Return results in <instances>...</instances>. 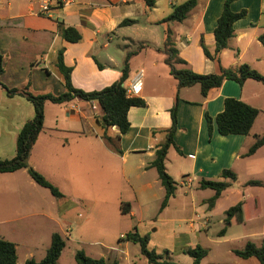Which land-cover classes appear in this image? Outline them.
Listing matches in <instances>:
<instances>
[{
    "label": "crops",
    "instance_id": "1",
    "mask_svg": "<svg viewBox=\"0 0 264 264\" xmlns=\"http://www.w3.org/2000/svg\"><path fill=\"white\" fill-rule=\"evenodd\" d=\"M187 1L189 0H156L155 6L148 9L141 0H73L67 5H54L49 13L42 14L34 0H0V56L3 57L4 69L0 74V115L7 116L6 120L0 119V160L12 159V120L15 119V116L12 117V102L23 105L25 99L20 96L9 97L3 86L34 95L59 96L65 93L66 87L57 69L60 51L64 52L65 65L72 69L73 87L87 93L101 91L116 83L122 76L127 57L131 54L129 77L125 86L128 89L140 77L143 88L141 94L135 98L142 99L146 104L129 111L130 129L126 134L120 135L113 128L114 136L120 135L117 144L120 152H116L101 136L98 123L101 118L97 112L102 115L103 112L97 103L78 99L66 104L47 102L44 128L31 151L29 165L55 186L63 197L55 198L47 189L37 185L27 170L0 173V227L13 223L10 219L12 217L6 212L12 210V205L22 204L28 209L36 206L41 210H36L37 213L31 214L30 218L41 217L51 222L54 226L49 231L51 240L53 234L58 233L66 241L68 233H72L71 228L78 221L79 200L72 195L76 182L72 169L76 160L78 162H75V167L82 168L84 160H87L85 165H94L99 158L100 166L106 173H118L117 162L120 160L121 174L125 182L128 183V176L134 173L143 175L141 182L137 181L138 189L131 186L136 203L140 204L139 192L154 193L155 190L160 195L163 193L165 197L158 173L151 165L156 159L158 145L165 140V131L171 127V110L177 98L178 130L174 141L182 154L172 147L166 160L167 172L177 183V191L167 207L160 209V212L168 213L180 191L191 194L192 190H202V181H220L225 170H231L237 176V180L231 182V187L234 183H239L244 188H264L246 186L251 181L264 184V177L255 179L257 177L252 176L264 174V163L260 168L262 173H254L256 171L253 166L254 159H263L264 146L254 155L246 156L250 148L264 135V84L247 80L241 86L235 81H225L220 89L210 91L207 97L202 95L198 85L179 90L178 82L166 64L167 55L163 51L166 46L175 48L178 51V58L174 61L176 67L191 69L199 75L220 74L223 70L236 71L241 65H248L264 76V47L260 42V37L264 35V0L232 2L231 10L234 13L246 11L247 16L236 21L235 35L219 61L207 59L204 47L212 55L215 54V30L226 0H196V7L185 20L167 21L174 8ZM126 20L136 23L122 25ZM60 25L76 29L82 39L78 43L66 41L60 35ZM228 98L242 101L259 111L250 134H219L216 118L224 111L225 100ZM94 106L96 109H93ZM206 115L213 120L212 137ZM23 126L18 127L16 141ZM173 152L177 156L171 161ZM171 166L174 173L170 172ZM242 175L248 178L241 181ZM138 178L140 177L137 176ZM187 180H191V183H185ZM42 189L48 191L52 198L49 199L47 194H43ZM226 191L213 209H209L206 202L215 195L214 191L207 199L192 200L191 206L189 202L183 201L176 206L179 208L176 211L186 209L184 213L181 212L184 216L181 218V214L176 213L178 217L174 220L179 223L191 220L192 224L187 233L200 237L207 233L210 218L216 214ZM154 196L160 198L156 194ZM126 202L131 204L130 213H122L120 206L121 215L137 219L133 202L123 199L120 201L121 205ZM240 202L245 205L244 221L228 227L224 236H220V232L217 234L224 242L240 243L241 247L232 251L234 255L235 251L243 250L250 242L258 247L264 244V207L261 196L255 190L242 193L238 201L225 210V218L227 210ZM187 208L191 214L187 213ZM203 215L207 224H196L195 220H202ZM225 218L221 220L223 224ZM254 223L262 227L254 230ZM37 225H27L30 232L27 234L28 238H35V231L42 228ZM233 227H244V230L238 236L230 238L229 229ZM135 231L138 232L133 228L122 233L121 239ZM180 234L182 232L176 233L175 237ZM0 239L12 242L2 234ZM129 244L132 243L125 242V246L120 244L127 260ZM50 246L51 243L46 244L43 257L37 262L46 257ZM16 249L18 252L17 245ZM112 255L113 252L107 259L109 263L112 262ZM32 256L28 255L25 260H35ZM62 256L63 253L57 264ZM101 258L106 261L102 256L98 259ZM18 264H25L19 262V253Z\"/></svg>",
    "mask_w": 264,
    "mask_h": 264
},
{
    "label": "trees",
    "instance_id": "2",
    "mask_svg": "<svg viewBox=\"0 0 264 264\" xmlns=\"http://www.w3.org/2000/svg\"><path fill=\"white\" fill-rule=\"evenodd\" d=\"M145 7L152 9L156 0H141ZM235 0H226L223 13L218 20V25L215 30L216 47L215 54L212 55L207 48L204 47V54L207 59L220 60L222 53L228 49L231 39L235 35L234 25L236 21L244 19L247 16L246 11L234 13L231 10V4ZM196 0H189L186 3L176 6L173 14L167 19L170 22H182L186 19L189 13L196 7ZM136 21L126 20L122 25H133ZM59 32L62 38L70 43H78L82 37L74 28H65L63 25L59 26ZM260 42L264 47V35L260 37ZM166 55V64L170 67L171 75L178 82V89L190 88L200 86L201 93L207 97L209 92L217 90L222 87L225 81H235L241 86L247 80H254L264 84V76L257 71L251 69L248 65H241L236 71L223 70L220 74L215 75H199L191 69H178L175 65V59L178 58V51L175 48L167 47L163 50ZM131 54L125 61L122 70L121 78L113 85L101 90L91 93L78 90L73 87L71 75L72 69L68 68L64 63V52L60 51L57 58V69L66 87V92L55 96L53 94L34 95L28 92L19 91L18 89H8L3 86L5 93L11 98L20 96L32 103L34 107V117L23 126L16 141V156L10 160H0V173H14L20 170H27L32 180L40 187L47 189L55 198H62L63 194L45 179L43 175L34 170L29 165V158L31 151L36 144L41 132L44 128L45 121V104L51 102L53 104H66L76 99L85 102H95L102 110L103 115L98 123L101 128L102 138L112 147L116 152H120L117 147L120 135L126 134L130 129L128 121V113L134 107H144L146 104L142 99L129 97L127 88L125 86L128 80L129 59ZM3 57L0 56V74L4 72L2 66ZM178 103L177 98L175 106L171 110V127L165 131V140L158 145L156 150V159L151 167L156 169L162 187L165 190V197L161 205V210L165 209L169 200L176 195L177 183L168 174L166 169V160L169 150L174 147L179 154H182L181 149L176 146L174 136L178 130ZM259 115V111L248 106L242 101L228 98L225 100V109L216 118L218 132L222 136L229 135H248L250 134L254 123ZM208 130L210 137L213 133V120L209 115H206ZM113 128H116L120 135L114 136ZM264 146V135L256 141L250 148L246 156L254 155L261 147ZM237 180L236 174L231 170H225L221 174L220 181H202L200 189L212 190L215 195L207 200L209 209H213L222 194L231 187V182ZM230 181V182H227ZM246 186L262 187L261 182L251 181ZM244 203L240 202L231 207L226 212L224 221V228L219 235L224 236L228 227L241 223L245 219ZM131 209L130 203H123L121 211L124 214H129ZM125 242H131L139 245L141 253L148 260L149 264H177L172 261L164 260L154 250L149 249V237L142 236L137 231L129 232L124 238ZM66 248V241L63 237L55 233L52 236L51 246L47 251L46 257L37 262L33 259L27 260L25 264H57L64 249ZM235 256L244 259H257L260 264H264V244L258 247L255 243H248L243 250L235 251ZM186 254L193 260V264H202V261L208 256L207 249L197 245L186 251ZM75 259L77 264H107L101 259H93L86 255L83 250L76 253ZM0 264H18V252L16 245L10 241L0 239ZM117 264V263H114Z\"/></svg>",
    "mask_w": 264,
    "mask_h": 264
},
{
    "label": "rangeland",
    "instance_id": "3",
    "mask_svg": "<svg viewBox=\"0 0 264 264\" xmlns=\"http://www.w3.org/2000/svg\"><path fill=\"white\" fill-rule=\"evenodd\" d=\"M14 102H12V117L15 116V122L12 120V159L16 155V136L19 131L18 127H22L34 117V107L32 103L25 99H23V105ZM97 113H99L101 118L102 113L99 111ZM0 119L6 120L7 116L0 115ZM172 154L170 158L171 161L177 156L174 152ZM259 158L261 157L253 161V166L256 171L254 173H262L260 168L264 163V155H262L263 159L261 161ZM86 161L87 160L83 161L82 168L75 167V162H78L77 160L73 162L74 169H72V174L76 182L72 195L79 200V206L77 207L78 221L71 228L72 233H68V237H66L67 247L63 252L59 264H77L75 261V252L80 250H83L87 256H92V258L95 257L98 259L101 256L105 257L108 262L107 264H113L115 262L118 264H149L146 257L142 255L139 245L133 243L128 245L129 260L125 259V252L121 251L123 249L120 248V244L125 246V241L121 240V234L126 231H131L133 228H136L142 236L149 237L150 250H154L164 260L172 261L177 264H193L194 260L188 256L185 251L197 245L209 250V255L202 261V264H260L257 259L244 261L236 257L232 251L239 249L241 247L240 243L224 242L217 234L224 228V224L221 220L225 218V210L234 205L242 193L255 190L261 196L264 207V188H244L241 186L242 184L234 183V185L226 191L223 200L219 203L216 214L210 218L211 221L207 233L197 237L196 235L187 233L192 224L191 220L184 223H179L174 220L177 219L181 212L184 213L186 211V209L176 211V209H179L176 206L183 201L189 202L191 206L192 200L201 201L207 199L212 195V191L198 190L194 192V190H192L193 193L191 194L188 192L184 194L180 191L168 213H161V204L164 199L163 193L160 195L155 190L154 193L139 192L140 204L134 201L135 193L131 186L138 189L139 183L137 181L141 182L143 175L138 172L129 175V182L127 183L122 178V165L120 160L117 162V167L119 168L118 173L114 171L111 173L104 172V168L100 166L99 158L94 165H92V163H87L85 165ZM170 172H175L172 166L170 167ZM137 176L140 178L137 179ZM252 176L257 177L255 179H262L261 177H264V174H255ZM247 178L248 176L242 175L241 181H245ZM42 192L43 194H47L49 199L52 198L48 191L42 189ZM154 194L160 198H155ZM122 199L130 202L134 201L133 205L137 219H131L128 216L121 215L120 201ZM94 202L96 206L93 207V204H95ZM24 207H26V205H12V210L6 212L12 217L10 219H12L13 223L1 226L0 231H2V236L11 239L12 242L18 246L20 263H25V259L28 255H33L32 257H35L34 259L36 261H40L43 257V250L46 244L50 245L51 243L49 231L50 228L54 226L51 222L41 217L30 218L31 214L34 212L37 213L36 210H41V208L32 206L28 209ZM44 209L48 210V207ZM187 213L191 214L188 208ZM183 216L184 214H181V218ZM30 223H37V226L42 227L40 230L37 229L35 231V238H28L27 234L30 232H28L27 225ZM195 223H200L202 225L207 224L205 216L203 215L200 221L199 218L195 220ZM252 226L254 230H258L262 227V225L258 223H254ZM242 230H244V227L230 228V238L238 236ZM181 232L182 234L180 235L182 236L179 235L175 237L176 233ZM31 246L34 247L32 248ZM112 252V262L109 263L107 259Z\"/></svg>",
    "mask_w": 264,
    "mask_h": 264
},
{
    "label": "built area",
    "instance_id": "4",
    "mask_svg": "<svg viewBox=\"0 0 264 264\" xmlns=\"http://www.w3.org/2000/svg\"><path fill=\"white\" fill-rule=\"evenodd\" d=\"M34 1L38 3L42 14L49 13L52 9V6L54 5L62 6L73 2V0H34ZM142 88H143L142 80L140 77H137L127 89L128 96L134 98L139 96L142 92ZM93 109H96V107L94 106ZM185 183L189 184L191 183V180H187Z\"/></svg>",
    "mask_w": 264,
    "mask_h": 264
}]
</instances>
